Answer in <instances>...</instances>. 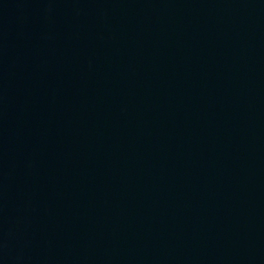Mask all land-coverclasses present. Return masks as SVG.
I'll return each instance as SVG.
<instances>
[{
    "label": "water",
    "instance_id": "obj_1",
    "mask_svg": "<svg viewBox=\"0 0 264 264\" xmlns=\"http://www.w3.org/2000/svg\"><path fill=\"white\" fill-rule=\"evenodd\" d=\"M0 264H264V0H0Z\"/></svg>",
    "mask_w": 264,
    "mask_h": 264
}]
</instances>
